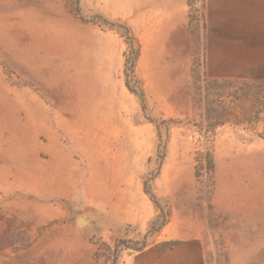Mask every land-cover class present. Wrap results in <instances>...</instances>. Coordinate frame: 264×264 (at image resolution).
Instances as JSON below:
<instances>
[{"label": "rangeland", "instance_id": "rangeland-1", "mask_svg": "<svg viewBox=\"0 0 264 264\" xmlns=\"http://www.w3.org/2000/svg\"><path fill=\"white\" fill-rule=\"evenodd\" d=\"M188 2L171 28L143 0H0V264H264V67L207 77L203 0ZM102 17L141 45L146 110ZM145 180L170 213L148 237Z\"/></svg>", "mask_w": 264, "mask_h": 264}, {"label": "crops", "instance_id": "crops-1", "mask_svg": "<svg viewBox=\"0 0 264 264\" xmlns=\"http://www.w3.org/2000/svg\"><path fill=\"white\" fill-rule=\"evenodd\" d=\"M142 6L174 14L171 28L189 23L188 0H143ZM203 12L207 77L245 78L264 67V0H203ZM143 256L141 251L136 264H147ZM197 264H202L200 257Z\"/></svg>", "mask_w": 264, "mask_h": 264}, {"label": "trees", "instance_id": "trees-1", "mask_svg": "<svg viewBox=\"0 0 264 264\" xmlns=\"http://www.w3.org/2000/svg\"><path fill=\"white\" fill-rule=\"evenodd\" d=\"M79 10V7H78ZM102 20L109 23L110 26L117 27V29L120 31L121 35L126 38V41L129 45V51L127 54H125V74H126V85L128 89L134 93H136L142 104L143 110H146V97H145V91L142 86L141 80L136 76L135 73V66L136 62L140 56L141 53V45L139 41L137 40L136 35L134 34L132 28L127 24L123 22H118V21H109L108 19L102 17ZM131 73V74H130ZM132 80L135 81L136 86L132 84ZM150 120V117H148ZM173 120H166L162 119L160 122H155L157 130H158V136H159V149H158V156L163 160L165 157V149H166V143L163 140V134L161 127L162 125H165L166 130H169L170 126L169 123L172 122ZM161 147L164 148V150H161ZM211 151H208L206 155L204 156V162L206 161L207 163H202V165H206L207 168H209L213 163L211 159ZM144 190L147 194L150 195V198L154 202L155 206L160 210V213L158 217L152 222L149 230L146 233V237L152 236L154 233L157 231L161 230L166 223L169 221L170 213L168 210H165L155 193H153L150 188H149V181L145 180L144 181ZM147 244V240L143 241L142 244L137 247L136 249H141ZM118 246L116 245L114 249V257H113V262L116 263L118 260Z\"/></svg>", "mask_w": 264, "mask_h": 264}, {"label": "water", "instance_id": "water-1", "mask_svg": "<svg viewBox=\"0 0 264 264\" xmlns=\"http://www.w3.org/2000/svg\"><path fill=\"white\" fill-rule=\"evenodd\" d=\"M84 221V218L83 217H80L79 219H78V222H83Z\"/></svg>", "mask_w": 264, "mask_h": 264}]
</instances>
